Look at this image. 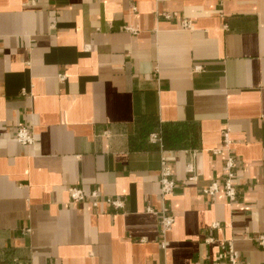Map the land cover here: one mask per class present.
I'll use <instances>...</instances> for the list:
<instances>
[{"label": "crops", "instance_id": "crops-1", "mask_svg": "<svg viewBox=\"0 0 264 264\" xmlns=\"http://www.w3.org/2000/svg\"><path fill=\"white\" fill-rule=\"evenodd\" d=\"M227 125L234 203L202 192L224 178ZM155 131L177 151L166 233ZM182 149L199 151L196 180ZM71 186L125 208L72 203ZM262 232L264 0H0V264H227L228 241L264 264Z\"/></svg>", "mask_w": 264, "mask_h": 264}, {"label": "built area", "instance_id": "built-area-1", "mask_svg": "<svg viewBox=\"0 0 264 264\" xmlns=\"http://www.w3.org/2000/svg\"><path fill=\"white\" fill-rule=\"evenodd\" d=\"M133 10H137L136 6H133ZM167 18L176 17L180 20V26L183 29H194L195 25L193 21L187 17H180L178 13L166 12L163 14ZM126 30L132 32H138V28L127 24L124 27ZM202 66H196L195 69L199 70ZM67 78L66 74H59V79L65 81ZM15 138L23 145H34L36 137L33 129L30 125L21 123L17 126L15 132ZM149 140L152 143H157L161 148V168L159 181L161 184V195L163 198V206L160 210L161 218V231L163 233L171 230L175 224L176 218L171 208L167 204V199L172 195L177 186V181L174 177L173 165L171 158L177 151L168 149L163 143V137L160 132H152L149 135ZM234 140L232 137V129L229 125L225 126L222 130V143L221 146L213 150L214 155L224 157V178L222 181L213 180L211 183L203 187L202 192L204 194L215 196L216 194L223 192L231 203L236 202L238 198L237 190V156L233 148ZM186 156V172L190 180L197 179V158L199 151L197 149H182L181 150ZM180 152V151H179ZM70 201L72 203H79L89 201L95 208L101 207L103 204L112 207L115 210L125 208L126 201L122 197H112L101 193L98 188L85 190L79 186H71L69 188ZM152 211V208H148ZM211 238H206L207 242H210ZM257 244L264 250V232L260 233L256 238ZM167 244L164 241L163 246ZM224 250V256L227 259V264H245L240 260V253L235 248L233 241H228L222 244ZM220 264V263H214Z\"/></svg>", "mask_w": 264, "mask_h": 264}]
</instances>
